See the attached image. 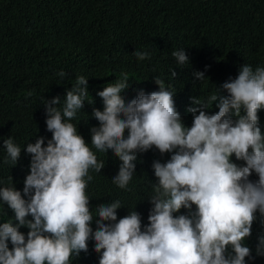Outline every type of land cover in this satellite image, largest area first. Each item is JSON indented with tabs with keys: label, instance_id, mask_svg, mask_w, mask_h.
Returning <instances> with one entry per match:
<instances>
[{
	"label": "clouds",
	"instance_id": "obj_1",
	"mask_svg": "<svg viewBox=\"0 0 264 264\" xmlns=\"http://www.w3.org/2000/svg\"><path fill=\"white\" fill-rule=\"evenodd\" d=\"M133 55L150 58L147 51ZM172 55L178 65L189 64L184 49ZM194 76L206 78L201 71ZM155 83L158 91L141 89L126 102L121 94L129 88V77L122 73L97 92L104 107L93 109L99 125L90 129V144L72 122L89 94L86 77H77L66 91L63 107L59 96L44 101L51 138L45 143L39 136L23 147L30 165L22 192L12 177L7 184L0 181V205L14 213L0 222V264H72L73 257L88 252L89 241L99 264H247L246 258L254 259L246 241L254 223L264 225V134L259 126L264 66L242 65L234 79L220 85L226 94L216 89L206 101L192 97L190 127L176 110V92L158 77ZM213 106L218 111L209 112ZM3 148L4 163L17 165L21 147L9 137ZM153 148L171 155L152 163L156 183H151L148 223L135 209L118 218L120 200L97 206L94 215L87 194L94 179L90 173L105 167L96 153L111 151L121 161L112 182L130 191L138 153ZM253 174L258 178L250 179ZM256 255L264 256V235L258 237Z\"/></svg>",
	"mask_w": 264,
	"mask_h": 264
},
{
	"label": "trees",
	"instance_id": "obj_2",
	"mask_svg": "<svg viewBox=\"0 0 264 264\" xmlns=\"http://www.w3.org/2000/svg\"><path fill=\"white\" fill-rule=\"evenodd\" d=\"M180 49L189 64H177L172 53ZM136 50L147 51L150 58L138 60ZM244 64L253 69L264 66V0H0V181L7 184L12 177L22 192L30 165L23 147L39 136L45 143L51 138L44 101L59 96L63 107L66 91L79 76L88 79L89 94L72 122L90 144V129L99 125L93 109L104 107L97 92L122 73L129 77V88L121 94L126 102L141 89L158 91L156 77L171 86L176 110L190 127L191 98L206 101L216 89L226 94L220 85L234 79ZM61 71L64 78L58 75ZM198 71L205 73V80L195 79ZM259 117L264 134V110ZM9 137L22 149L15 166L4 163L3 140ZM96 154L105 167L101 173H90L94 179L87 194L93 214L97 206L120 200L118 218L135 209L147 224L151 183H156L152 163L166 162L171 154L161 155L155 148L138 153L130 191L112 182L121 161L111 151ZM13 217L7 205H0V222ZM92 227L95 230V222ZM261 235L264 225L257 221L246 241L254 257L246 258L247 264H264V256L256 255ZM88 248L79 258L73 257L72 264H99L93 241Z\"/></svg>",
	"mask_w": 264,
	"mask_h": 264
}]
</instances>
